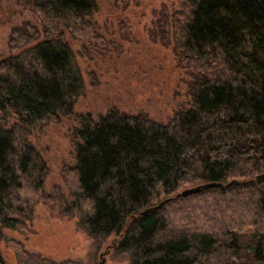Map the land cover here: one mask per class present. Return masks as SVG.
Returning a JSON list of instances; mask_svg holds the SVG:
<instances>
[{"label":"trees","instance_id":"trees-1","mask_svg":"<svg viewBox=\"0 0 264 264\" xmlns=\"http://www.w3.org/2000/svg\"><path fill=\"white\" fill-rule=\"evenodd\" d=\"M159 17L157 36L192 68L188 106L167 121L112 109L75 112L86 82L67 38L99 39L94 0H34L41 29L15 27L0 59V239L17 264L56 263L30 254L6 230L30 232L47 167L30 137L67 117L76 164L66 167L65 216L94 240L112 235L130 264H264V188L236 185L145 208L202 183L248 180L264 168V0H196ZM4 122V123H5Z\"/></svg>","mask_w":264,"mask_h":264},{"label":"rangeland","instance_id":"rangeland-1","mask_svg":"<svg viewBox=\"0 0 264 264\" xmlns=\"http://www.w3.org/2000/svg\"><path fill=\"white\" fill-rule=\"evenodd\" d=\"M94 1L96 10L91 20L99 39L86 43L67 32L86 82L84 94L75 99L76 114L98 120L117 109L134 114L146 112L154 120L167 122L177 110L189 105V82L194 79V70L179 65L173 46L159 40L158 20L164 10L191 11L196 0ZM33 2L0 0V59L12 55L10 36L15 27L31 23L41 29ZM4 122L0 118V128L11 126L12 121ZM75 127V121L61 117L32 132L30 141L47 167L45 193L50 199L37 204L29 233L6 230L4 234L21 242L30 254L56 263L99 264L104 254L106 264H130L126 256L116 252L119 236L94 240L78 227V219L64 214L60 199L70 200L71 194L63 170L76 164L69 136ZM252 185L264 188V184ZM12 248L0 239V250L7 264H17Z\"/></svg>","mask_w":264,"mask_h":264},{"label":"water","instance_id":"water-1","mask_svg":"<svg viewBox=\"0 0 264 264\" xmlns=\"http://www.w3.org/2000/svg\"><path fill=\"white\" fill-rule=\"evenodd\" d=\"M252 184H257V185H262L264 184V172L257 174L253 179L250 180H246V181H238V180H234L231 181L227 184L221 183V182H211V183H204L201 184L197 187H193V188H189L186 189L182 192H179L177 195H175L174 197H170L168 199L163 200L162 202H160L157 205L154 206H150L145 208L144 210H142L140 212L139 216H147L153 212H156L158 210H160L161 208H163V206L165 204H167L168 202L174 200V199H178V198H187L191 195L194 194H198L201 192H204L206 190H210V189H221V190H227L230 187L234 186V185H252ZM101 261L99 262V264H106V259L104 257V254H101L100 256ZM0 264H7L5 257L3 255V252L0 250Z\"/></svg>","mask_w":264,"mask_h":264}]
</instances>
